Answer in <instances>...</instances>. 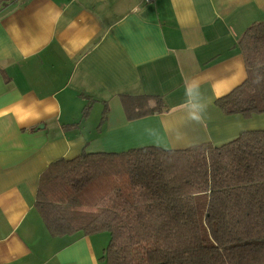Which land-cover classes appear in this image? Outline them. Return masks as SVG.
<instances>
[{
    "label": "crops",
    "instance_id": "obj_1",
    "mask_svg": "<svg viewBox=\"0 0 264 264\" xmlns=\"http://www.w3.org/2000/svg\"><path fill=\"white\" fill-rule=\"evenodd\" d=\"M262 21L264 0H0V264H103L106 233L52 236L35 210L52 162L264 130V114L215 105L245 80L237 42ZM123 95L163 112L129 120Z\"/></svg>",
    "mask_w": 264,
    "mask_h": 264
},
{
    "label": "trees",
    "instance_id": "obj_2",
    "mask_svg": "<svg viewBox=\"0 0 264 264\" xmlns=\"http://www.w3.org/2000/svg\"><path fill=\"white\" fill-rule=\"evenodd\" d=\"M245 80L215 100L226 116L264 114V21L237 42ZM129 120L160 96L120 97ZM34 208L52 236L109 237L103 264H264V130L213 146L82 151L41 174Z\"/></svg>",
    "mask_w": 264,
    "mask_h": 264
},
{
    "label": "clouds",
    "instance_id": "obj_3",
    "mask_svg": "<svg viewBox=\"0 0 264 264\" xmlns=\"http://www.w3.org/2000/svg\"><path fill=\"white\" fill-rule=\"evenodd\" d=\"M202 111V108L200 109ZM191 119L192 120H195V121H199L200 120V115H199V112H193L191 114Z\"/></svg>",
    "mask_w": 264,
    "mask_h": 264
},
{
    "label": "rangeland",
    "instance_id": "obj_4",
    "mask_svg": "<svg viewBox=\"0 0 264 264\" xmlns=\"http://www.w3.org/2000/svg\"><path fill=\"white\" fill-rule=\"evenodd\" d=\"M108 237V236H107ZM108 242V241H107ZM107 244V243H106Z\"/></svg>",
    "mask_w": 264,
    "mask_h": 264
}]
</instances>
